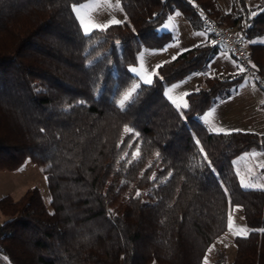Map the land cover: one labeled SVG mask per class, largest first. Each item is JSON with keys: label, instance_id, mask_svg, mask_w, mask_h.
Returning <instances> with one entry per match:
<instances>
[{"label": "trees", "instance_id": "1", "mask_svg": "<svg viewBox=\"0 0 264 264\" xmlns=\"http://www.w3.org/2000/svg\"><path fill=\"white\" fill-rule=\"evenodd\" d=\"M86 1L0 0V171L32 158L52 195L51 210L37 187L0 199V259L204 264L238 205L249 233L235 237L231 262L221 248L215 264H264V188L243 187L233 163L264 149V138L213 132L200 119L234 92L243 73L206 76L188 93L186 108L164 92L204 69L222 47L182 51L160 64L124 108L118 104L138 80L130 66L139 52L174 40L171 31H158L171 13L206 29L196 5L242 34L264 76V43L257 40L264 0H232L227 11L218 0H118L126 19L89 36L74 11Z\"/></svg>", "mask_w": 264, "mask_h": 264}, {"label": "rangeland", "instance_id": "2", "mask_svg": "<svg viewBox=\"0 0 264 264\" xmlns=\"http://www.w3.org/2000/svg\"><path fill=\"white\" fill-rule=\"evenodd\" d=\"M218 1L225 11L230 9L232 0ZM74 11L80 24L83 20L84 24L89 27L95 24H106L112 19L121 22L126 19L118 0H88L76 4ZM81 27L83 29L82 24ZM158 31H171L174 40L165 48L144 47L139 52L137 63L130 66V70L136 69V72H131L138 76V80L119 98L118 104L125 95L131 93L129 101L125 102L126 106L139 88L137 86L148 78L153 80L158 65L173 59L188 48L204 43H214L205 28L195 29L179 10L171 13L158 27ZM257 40L264 43V33ZM232 56L227 49L221 48L204 69L167 85L164 92L175 105L179 104V108H182L184 104H187L188 93L200 89L204 85L206 76L221 73H243L242 80L232 87L234 92L226 97L218 98L200 116V119L211 131L213 129L223 130L213 132L252 131L264 138V87L255 80L253 73L236 63ZM241 68L243 71L240 70ZM233 163L243 187L264 188V149H251L242 153L233 160ZM32 187H37L40 190L47 207L51 210L52 195L43 166L32 158H28L16 170L0 171V199L6 195L18 199ZM4 219L5 217L0 212V223ZM231 225L232 230L230 231L228 227V230L210 246L211 251L208 249L206 254L208 264H215L217 251L221 248L225 249L227 260L231 262L236 254L234 239L237 235H234L233 232L240 231L241 235L239 236H245L244 232L246 235L249 233L250 229L243 219L242 208L238 205L232 207ZM1 258L3 260L0 259V264H10L4 256ZM152 264L159 263L153 262Z\"/></svg>", "mask_w": 264, "mask_h": 264}, {"label": "built area", "instance_id": "3", "mask_svg": "<svg viewBox=\"0 0 264 264\" xmlns=\"http://www.w3.org/2000/svg\"><path fill=\"white\" fill-rule=\"evenodd\" d=\"M195 11L201 16L207 31L211 34L215 43L227 49L237 62L247 71L254 74L255 80L264 87V76L253 67L252 56L242 34L233 28L221 25L218 21L205 12L200 5L195 6Z\"/></svg>", "mask_w": 264, "mask_h": 264}, {"label": "snow or ice", "instance_id": "4", "mask_svg": "<svg viewBox=\"0 0 264 264\" xmlns=\"http://www.w3.org/2000/svg\"><path fill=\"white\" fill-rule=\"evenodd\" d=\"M120 23H122V22L119 21V20H116V19H112L111 21H109L106 24H103V25L95 24V25H92L91 27H89L88 25L84 24L83 20H81V24L83 25V34L85 36L91 35V33L94 30H103V29H106V28L110 27V25H112V24H120ZM157 67H160V65H158ZM240 70L243 71V68H241ZM131 71L132 72H136V69L133 68V69H131ZM144 83L151 84L152 83L151 78H148V79L144 80ZM137 87H139V86H137ZM130 96H131V93H129L128 95H125L123 97V99L119 102V106L121 108H124L125 102L129 101ZM176 106H177V108L180 107L179 104H177ZM183 106L186 108L187 104H184ZM213 131H223V130L222 129H219V130L213 129ZM245 186H247V185H245ZM225 193H227V189H225ZM138 195H139V193H138ZM229 230L230 231L232 230L231 217H229ZM233 234L239 236V235H241V232L240 231H234ZM244 234L246 235V232H244ZM225 246H227V245H225ZM209 251H211V249H209ZM204 264H208L207 256H205V258H204Z\"/></svg>", "mask_w": 264, "mask_h": 264}, {"label": "crops", "instance_id": "5", "mask_svg": "<svg viewBox=\"0 0 264 264\" xmlns=\"http://www.w3.org/2000/svg\"><path fill=\"white\" fill-rule=\"evenodd\" d=\"M250 3H253V0H250V2H249V4ZM233 57V56H232ZM233 59H235L234 57H233ZM236 61V60H235ZM236 63H238L237 61H236ZM2 260V259H1Z\"/></svg>", "mask_w": 264, "mask_h": 264}]
</instances>
